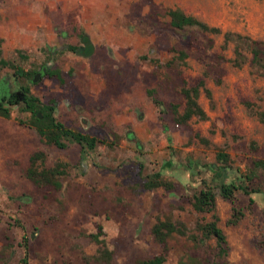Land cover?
<instances>
[{"label": "rangeland", "instance_id": "1", "mask_svg": "<svg viewBox=\"0 0 264 264\" xmlns=\"http://www.w3.org/2000/svg\"><path fill=\"white\" fill-rule=\"evenodd\" d=\"M169 8L219 33L173 28ZM82 36L93 46L88 56L69 48L82 45ZM0 38V57L12 64L0 66V97L26 84L41 101L55 100L63 125L103 141L83 155L74 143H44L18 105L0 117V264L23 257V234L28 264H135L160 251L150 233L156 218L185 227V235L167 239L163 264H214V240L199 239L195 228L211 212L189 203L204 183L214 193L226 264H264V167H252L264 161V64H253L246 46L247 39L264 42V0H0ZM42 66L60 69L65 83L21 74ZM199 78L210 92L197 99L205 118L176 124L169 106L180 112V87ZM37 150L44 166L66 164L59 189L25 176ZM155 171L171 189L142 187ZM215 171L248 192L221 197ZM234 210L241 215L228 224ZM98 225L110 251L104 261L89 237Z\"/></svg>", "mask_w": 264, "mask_h": 264}, {"label": "trees", "instance_id": "2", "mask_svg": "<svg viewBox=\"0 0 264 264\" xmlns=\"http://www.w3.org/2000/svg\"><path fill=\"white\" fill-rule=\"evenodd\" d=\"M166 14L169 18V25L176 29H182L184 27H196L197 29L205 32L219 33L217 27L208 26L204 22L196 19L191 15L183 13L178 8H169L166 10ZM224 40L231 37V33H223ZM244 38L239 34H234L235 41ZM1 44V38H0ZM248 52L251 55L250 61L253 64H264V42L259 40L247 39L246 43ZM73 49V46H69ZM234 53L239 56L240 53L237 48H234ZM1 54V47H0ZM12 65L8 60L0 57V66ZM21 74L29 80L33 77L32 71H25ZM46 76L48 78L53 77L59 84H64V78L61 70L58 68L45 67V73L41 74V78ZM200 92L209 98V89L205 87L204 79L199 78L191 85L183 84L180 87V94L183 99V105L181 111L177 110V104H170V111L172 113V119L176 124H184L192 117L199 119L205 118V112L198 103V96ZM146 94L152 99L156 105H160V102L153 96L152 90H146ZM18 105L20 111L27 112L29 114L27 124L33 128L39 138L46 144L52 145L56 148H65L67 144H77L79 146L80 154H85L87 151H91L94 147L103 141L98 140L96 137L91 136L87 133L80 132L78 130L66 127L62 122L57 120L54 116L55 100L48 98L46 102H42L36 95H33L29 87L19 85L18 89L9 92L0 98V116L8 118L10 115V107ZM38 114L40 116H38ZM258 116L262 119L264 112H258ZM126 136L130 139H134L136 145L138 140L134 137L133 133L126 132ZM218 160H225L227 155L224 153L216 154ZM44 153L43 151H33L28 156V165L25 169V176L35 185L38 186H50L54 189L61 187L60 178L66 174V164L60 161H56L51 166H44ZM253 168L264 167L263 160H254L252 162ZM224 169V168H222ZM248 171V174L244 175L245 179L251 181L253 176ZM216 174L221 175L220 181L216 184L221 197L229 199L232 197L234 190H242L247 193V188L243 182L235 183L234 181L225 182L222 178V172L215 171ZM142 187L146 190L153 189L155 187H162L166 190L172 188V182L162 178L159 171L153 172L142 181ZM252 202V199L249 198ZM191 208L196 212H211L210 219L204 222L196 224L195 228L199 232V239H210L212 238L216 245L215 262L214 264H226L227 259V243L225 236L221 228L217 225V217L214 213V193L212 188L204 183L203 187L197 192H194L189 199ZM241 213L235 211L231 218L227 220L228 224H234ZM98 229L95 233H90L89 237L94 240L99 246L97 249L96 258L99 260H106L110 256V251L107 250L102 238H98L101 232V226L96 227ZM150 233L153 240L160 246V251L153 254L150 257L137 260L135 264H163L165 260V254L167 251L166 242L172 234L185 235V227L179 221H174L169 218H156L150 226ZM22 246L24 247L25 253L17 264H28L27 263V236L22 235Z\"/></svg>", "mask_w": 264, "mask_h": 264}, {"label": "water", "instance_id": "3", "mask_svg": "<svg viewBox=\"0 0 264 264\" xmlns=\"http://www.w3.org/2000/svg\"><path fill=\"white\" fill-rule=\"evenodd\" d=\"M81 42L84 44V51L81 54L83 56H88L89 54H91L93 49L92 43L89 41L87 36H83L81 38ZM43 73H45V66H42L38 72L34 73L33 77L31 78V81L35 82L37 77ZM38 116L40 115L38 114Z\"/></svg>", "mask_w": 264, "mask_h": 264}, {"label": "flooded vegetation", "instance_id": "4", "mask_svg": "<svg viewBox=\"0 0 264 264\" xmlns=\"http://www.w3.org/2000/svg\"><path fill=\"white\" fill-rule=\"evenodd\" d=\"M82 37H80V41H81ZM73 51H75V52L77 51L78 53H82L84 51V44L82 43V45H77L76 47L73 48Z\"/></svg>", "mask_w": 264, "mask_h": 264}, {"label": "crops", "instance_id": "5", "mask_svg": "<svg viewBox=\"0 0 264 264\" xmlns=\"http://www.w3.org/2000/svg\"><path fill=\"white\" fill-rule=\"evenodd\" d=\"M51 78H53V77H51ZM63 78H64V77H63ZM64 83H65V79H64ZM3 96H4V95H3ZM1 97H2V96H1ZM1 97H0V98H1ZM49 98H50V97H49ZM47 99H48V98H47ZM47 99H46V100H47ZM42 102H43V101H42ZM45 102H46V101H45ZM0 117H1V116H0ZM2 118H4V117H2ZM32 129H33V128H32ZM33 131H34V130H33ZM34 132H35V131H34Z\"/></svg>", "mask_w": 264, "mask_h": 264}]
</instances>
